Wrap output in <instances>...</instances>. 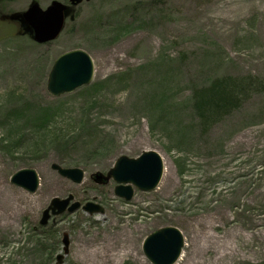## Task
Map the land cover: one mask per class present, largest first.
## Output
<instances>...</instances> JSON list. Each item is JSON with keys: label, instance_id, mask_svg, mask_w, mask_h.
Masks as SVG:
<instances>
[{"label": "rangeland", "instance_id": "rangeland-1", "mask_svg": "<svg viewBox=\"0 0 264 264\" xmlns=\"http://www.w3.org/2000/svg\"><path fill=\"white\" fill-rule=\"evenodd\" d=\"M31 1L0 0V14ZM35 1L45 8L51 0ZM71 10L59 34L40 43L18 22L0 19V264H111L121 236L153 264L142 243L160 227L181 232L179 257L201 252L229 224L247 228L255 220L253 232L263 228L264 0H80ZM71 49L88 53L93 76L53 95L49 70ZM247 75L252 87L238 105L201 123L195 91ZM145 150L163 161L153 190L135 189L125 200L112 179L94 180L119 156ZM53 163L81 169V181ZM21 168L37 172L34 192L10 182ZM68 195L103 211L78 207L40 224L52 198ZM104 227L116 232L110 246ZM113 264L140 263L125 257ZM224 264H264V254Z\"/></svg>", "mask_w": 264, "mask_h": 264}, {"label": "water", "instance_id": "water-1", "mask_svg": "<svg viewBox=\"0 0 264 264\" xmlns=\"http://www.w3.org/2000/svg\"><path fill=\"white\" fill-rule=\"evenodd\" d=\"M80 0H71L76 4ZM70 7L57 1L42 9L36 1H32L25 11L15 13L9 18L19 20L21 26L28 31L37 42H45L55 38L63 28L64 20ZM93 76V62L90 56L82 49H71L58 55L54 60L47 77L46 88L53 95L70 92L76 87L87 84ZM51 167L61 175L74 182H80L83 171L79 168H62L57 164ZM163 172L161 156L155 150H145L136 157L121 155L114 161L112 167L102 174L96 172L93 178L97 182L105 183L112 178L117 185L114 187L115 195L129 200L134 188L143 191L153 190L160 181ZM38 175L32 168H21L10 176V182L34 192L38 187ZM73 196L66 198H52L49 205L42 211L40 224L45 225L51 215L63 211H73L78 207L92 213L102 212L101 206L86 202L81 205L72 200ZM63 251H67V235H63ZM183 237L179 229L174 226H164L149 233L143 240L144 254L153 264H173L178 258ZM61 255L57 256L59 261Z\"/></svg>", "mask_w": 264, "mask_h": 264}, {"label": "bare ground", "instance_id": "bare-ground-1", "mask_svg": "<svg viewBox=\"0 0 264 264\" xmlns=\"http://www.w3.org/2000/svg\"><path fill=\"white\" fill-rule=\"evenodd\" d=\"M1 189H5L6 185L4 181L0 179ZM234 197H231L233 199ZM260 224L264 223L263 219L258 220ZM254 226H258L257 221H252L247 225V228L242 227L240 225L233 224L232 226L229 224V229L222 230L217 234L209 235L207 240H212L207 245L202 246V251L197 252L196 250H192L187 252L185 255L181 254L178 258V264H224L227 261L231 262L235 257L240 259H250L254 258L255 255L264 254V227L258 228L257 233L253 232ZM9 228H2V231H7ZM216 229V227H215ZM112 230H107L105 227L102 232L105 233L106 238L109 240L116 233L111 232ZM118 235V233H117ZM131 238L126 236H121L119 242H112V249L117 251L110 257V263L113 264L119 259H123L125 257L131 258L133 261H137L140 264H145V260L141 259L139 256V252L136 247L130 245ZM255 246H252V244ZM110 246V244H109ZM119 247V250H117ZM191 262L189 258L191 259ZM196 259V260H193Z\"/></svg>", "mask_w": 264, "mask_h": 264}, {"label": "trees", "instance_id": "trees-1", "mask_svg": "<svg viewBox=\"0 0 264 264\" xmlns=\"http://www.w3.org/2000/svg\"><path fill=\"white\" fill-rule=\"evenodd\" d=\"M250 78L253 79L250 75L239 78L223 76L195 91L194 107L201 123H209L221 113L235 108L241 97L251 89Z\"/></svg>", "mask_w": 264, "mask_h": 264}]
</instances>
